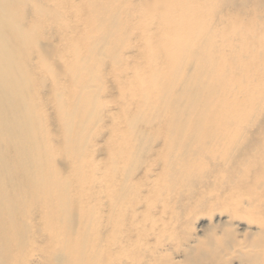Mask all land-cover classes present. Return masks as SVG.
Listing matches in <instances>:
<instances>
[{
    "label": "bare ground",
    "instance_id": "obj_1",
    "mask_svg": "<svg viewBox=\"0 0 264 264\" xmlns=\"http://www.w3.org/2000/svg\"><path fill=\"white\" fill-rule=\"evenodd\" d=\"M234 263L264 264V0H0V264Z\"/></svg>",
    "mask_w": 264,
    "mask_h": 264
},
{
    "label": "rangeland",
    "instance_id": "obj_2",
    "mask_svg": "<svg viewBox=\"0 0 264 264\" xmlns=\"http://www.w3.org/2000/svg\"><path fill=\"white\" fill-rule=\"evenodd\" d=\"M219 213H214L212 216H208V215H204V216H198L196 218V220H194L193 225L191 226V231L192 232H198V228L200 224H208L210 222H215L217 220L218 217H221L223 215H218ZM246 221L243 222V224H241V227H244ZM249 229H253V227H250ZM151 233H154V235L162 241V243H172L174 245H176V241H178V239H174L172 237V234L170 233V230H167L165 228H162L161 223L160 222H153L152 226H151ZM200 233V232H199ZM236 264V263H234Z\"/></svg>",
    "mask_w": 264,
    "mask_h": 264
}]
</instances>
